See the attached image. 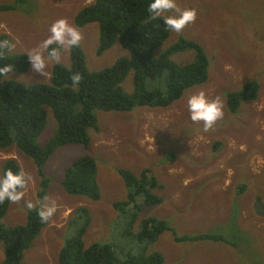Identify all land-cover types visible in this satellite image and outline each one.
<instances>
[{
    "label": "rangeland",
    "instance_id": "1",
    "mask_svg": "<svg viewBox=\"0 0 264 264\" xmlns=\"http://www.w3.org/2000/svg\"><path fill=\"white\" fill-rule=\"evenodd\" d=\"M16 0H0L15 3ZM92 0H30L24 8L0 9V32L13 36V52H25L38 46L48 35L50 24L61 17L82 33L81 43L88 64L101 68L124 55L116 43L102 56L96 53L100 30L97 23L79 28L77 11ZM181 8L197 10L193 23L181 33L171 31L170 42L180 35L199 41L206 49L211 65L208 80L186 90L181 98L166 107L138 106L131 111L99 110V128L91 129V144L59 147L46 165L52 180L49 201L57 210L35 243L25 254L24 264H60L59 254L68 233V221L77 209L87 206L92 223L85 241H109L114 230L128 227L138 214L133 231L143 219L155 215L168 220L175 229L164 231L151 249L161 251L166 264H264V0H177ZM165 45L158 49V52ZM47 54V52H45ZM70 52H61L60 62H69ZM187 51L174 56L179 61L192 59ZM52 66L48 71L52 74ZM14 78L28 82L48 81L27 72ZM261 83L256 99L245 101L237 113L227 104V93L239 89L248 80ZM203 90L209 97L220 95L224 116L205 131L203 122L189 119L186 99L190 92ZM57 123L50 118L44 141ZM92 155L98 163L101 197L68 193L62 180L65 168L75 158ZM14 158L31 175L25 197L11 202L4 222H22L28 209L24 200H38L39 177L32 159L18 147L0 151V172L5 160ZM150 167L163 187L160 203H140V209L121 213L114 202L127 198L128 187L121 168L140 172ZM245 185L242 191L241 186ZM221 233L229 240H182L176 235ZM5 255L0 239V264Z\"/></svg>",
    "mask_w": 264,
    "mask_h": 264
},
{
    "label": "trees",
    "instance_id": "2",
    "mask_svg": "<svg viewBox=\"0 0 264 264\" xmlns=\"http://www.w3.org/2000/svg\"><path fill=\"white\" fill-rule=\"evenodd\" d=\"M30 0L4 3L1 10L24 8ZM148 0H92L81 7L75 15V24L84 28L97 23L100 30L96 53L104 55L116 43L126 51L124 55L101 68H92L87 61L85 49L80 45L69 54V62L52 66L48 81L28 82L10 77L0 79V151L13 146L33 160L39 177L38 199L47 197L51 178L46 165L59 147L70 144H91V129L99 128L98 111H131L138 106L166 107L183 96L186 90L205 83L209 78L210 57L204 46L196 39L180 35L170 42L171 31L162 23L147 18ZM13 40L7 32H0V39ZM165 45L161 51L158 49ZM192 51L194 56L186 61L174 58L179 53ZM11 63L14 73L27 72L30 67L27 54L13 52L0 57V65ZM81 75L79 84L73 88L71 75ZM261 83L248 80L234 91L227 93V104L237 113L241 104L256 99ZM52 118L57 127L43 141ZM21 169L14 159L4 161L2 171ZM98 163L92 155L75 158L65 168L62 184L73 195H85L98 200L101 188L98 181ZM128 187L126 199L114 205L120 212L140 209V203H160L163 196L157 189L163 187L154 171L146 167L140 172L121 168ZM245 185L241 186L240 191ZM11 202L0 203V239L5 255L2 264H24L26 251L35 243L49 221L42 222L36 209H28L22 222L7 225L4 222ZM135 213L128 227L114 230L109 241L87 244L85 235L92 223L87 206L77 209L68 221V233L59 254L60 264H166L164 254L151 249L153 243L166 230L175 229L170 222L155 215L145 218L141 228L133 231ZM182 240H229L221 233H198L176 235Z\"/></svg>",
    "mask_w": 264,
    "mask_h": 264
},
{
    "label": "clouds",
    "instance_id": "3",
    "mask_svg": "<svg viewBox=\"0 0 264 264\" xmlns=\"http://www.w3.org/2000/svg\"><path fill=\"white\" fill-rule=\"evenodd\" d=\"M197 10L192 7L181 8L177 0H148L147 18L150 21L162 23L168 31L181 33L186 25L195 21ZM49 35L36 47L24 52L30 72L44 78H50L48 71L50 64L59 63L61 52H70L80 45L82 33L69 23L67 18L61 17L54 20L49 28ZM16 42L9 39H0V57L13 53ZM47 52V54H45ZM15 67L11 63L0 65V79L7 80L13 77ZM81 80V75L76 72L71 75L72 87L75 88ZM24 87H29L27 79H22ZM189 119L192 122H203V129L207 131L224 116V101L220 95L209 97L205 91L190 92L186 99ZM32 177L22 168L14 171L5 168L0 172V203L5 201L20 202L27 191ZM27 209H36L37 215L42 222H47L57 210L55 200L49 201L48 197L43 200H24Z\"/></svg>",
    "mask_w": 264,
    "mask_h": 264
},
{
    "label": "water",
    "instance_id": "4",
    "mask_svg": "<svg viewBox=\"0 0 264 264\" xmlns=\"http://www.w3.org/2000/svg\"><path fill=\"white\" fill-rule=\"evenodd\" d=\"M257 209L259 212L263 213L264 212V206L262 204V202H258L257 204Z\"/></svg>",
    "mask_w": 264,
    "mask_h": 264
}]
</instances>
